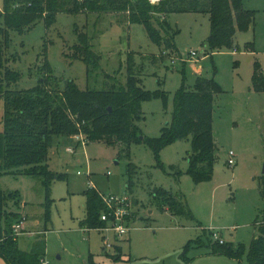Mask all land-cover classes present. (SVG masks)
<instances>
[{"label": "rangeland", "instance_id": "obj_1", "mask_svg": "<svg viewBox=\"0 0 264 264\" xmlns=\"http://www.w3.org/2000/svg\"><path fill=\"white\" fill-rule=\"evenodd\" d=\"M244 7L255 12L254 24L248 31L237 32L234 49L213 53L206 44L211 33L208 14L165 16L172 32H177V51L158 64L152 57L160 61L162 53L145 27L130 24L126 17L114 13L58 14L51 28L40 21L28 32L12 33L5 57L11 62L9 68L21 74V80L11 86L16 91L31 89L43 75L49 76L44 73L46 59L58 80L57 90L70 80L82 90H103L106 75L125 84L131 62L147 91L164 92L167 97L143 103L145 120L140 127L150 139L160 138L163 128L172 123L175 96L183 86L193 90L198 78H214L222 91L213 109L217 158L210 181L195 183L188 174L192 139L166 146L157 159L144 143L128 149L123 144H86L77 136L60 138L50 149V170L66 178L54 181L48 190L28 175L1 176L0 190L15 197L8 198V211L18 212L24 219L26 234L18 238L22 251L38 247L37 252L48 264H88L91 259L97 264H183L185 247L203 237L205 230L214 233L203 238L206 243H217L216 234L220 242L241 245L248 251L255 236V221L264 208L260 196L264 92H255L252 82L255 64L264 70V0H245ZM3 9L4 0H0V11ZM82 34L88 36L92 50L100 56L97 70L88 72L84 62L70 59L74 53L71 48ZM191 53L197 56L192 59ZM53 80L49 83L52 88L57 86ZM3 119L4 101L0 99V130ZM231 152L236 161L233 167L228 164ZM90 188L107 196L130 197L135 215L125 224L127 235L83 229L84 194ZM157 190L182 195L194 219L174 216L156 198ZM48 202L49 219L45 214ZM207 254V247H193L187 257L190 264H249L247 253L240 262ZM112 255L122 260L115 261ZM0 263L8 264L2 258Z\"/></svg>", "mask_w": 264, "mask_h": 264}, {"label": "trees", "instance_id": "obj_2", "mask_svg": "<svg viewBox=\"0 0 264 264\" xmlns=\"http://www.w3.org/2000/svg\"><path fill=\"white\" fill-rule=\"evenodd\" d=\"M244 2L245 0H161L152 4L150 0H4V9L0 11V99L4 101L3 127L0 130V177L6 174L28 175L41 181L48 190L54 181L66 178L50 170V149L60 138L82 136L86 144H123L128 149L132 144L144 143L151 148L157 159L166 146L192 139L188 174L195 183L210 181L217 158L213 109L216 96L222 92L214 78H198L193 90L183 86L175 96L172 123L163 128L160 138L150 139L143 135L140 127V123L145 120L143 103L154 98L167 100V97L164 92L147 91L141 76L131 68V62L125 84L115 76L106 75L107 82L103 90H82L74 80L67 81L61 87L62 90H57L58 80L51 73L46 59L44 73L49 76L43 75L31 89L16 91L11 86L21 80V74L9 68L11 62L5 57V52L11 47L12 33L28 32L40 21L51 28L56 23L58 14L82 13H114L126 17L130 24L144 26L149 38L162 53L160 61L158 57H152L154 64L163 62L164 58L177 51V32H172L164 20L165 16L172 13L208 14L211 21V33L206 42L208 50L213 53L234 49L237 32L248 31L255 20V12L245 9ZM78 38V44L71 48L74 53L70 59L84 62L88 72L97 70L100 56L92 50L91 40L86 34L79 35ZM249 48H253V45L250 44ZM16 61L13 59L12 62ZM52 78L57 85L54 88L49 85ZM252 82L255 92H264V70L258 63L255 64ZM132 170L130 166L131 173ZM130 186L131 181L128 187ZM84 195L87 204L86 216L82 221L83 229L106 228L107 223L101 217L108 211L100 193L90 188ZM260 196L264 202V178L260 185ZM8 198L15 197L0 190V258L8 264H41L44 255L37 252L38 247L32 251H22L19 248L13 226L23 219L18 212L8 211ZM156 198L168 206L174 216L194 219L182 195L157 190ZM50 207L51 202H48L45 213L48 219ZM134 215L132 214L129 222ZM255 229L248 251L244 246L221 243L219 239L214 245L206 243L203 238H210L214 233L205 230L203 237L191 241L185 247L183 264L191 263L187 254L193 247H207V255L223 256L236 262H240L247 253L249 264H264V208L255 221ZM112 259L122 260L117 255H112ZM88 264L97 263L91 259Z\"/></svg>", "mask_w": 264, "mask_h": 264}, {"label": "built area", "instance_id": "obj_3", "mask_svg": "<svg viewBox=\"0 0 264 264\" xmlns=\"http://www.w3.org/2000/svg\"><path fill=\"white\" fill-rule=\"evenodd\" d=\"M197 55L196 53H191L190 57L193 59ZM175 60H173L174 62ZM78 139L82 140L84 142V138L82 136H77ZM85 143V142H84ZM71 152V150L69 149ZM234 154L231 152L229 155L228 164L230 167H233L236 165V161L234 159ZM100 196L102 197V200L107 208V213H104L101 217V220L103 222L107 223L106 228H102L98 231L104 232V231H114L118 237H124L129 233V229L125 227V224L129 223L130 217L133 212V205L130 197L124 196V197H117L112 195H103L100 193ZM24 229V219L13 226V234L14 237L17 239L23 234ZM215 238L218 240V236L215 235ZM108 243V241H107ZM221 243H223L221 241ZM41 264H48L47 261L42 260Z\"/></svg>", "mask_w": 264, "mask_h": 264}, {"label": "bare ground", "instance_id": "obj_4", "mask_svg": "<svg viewBox=\"0 0 264 264\" xmlns=\"http://www.w3.org/2000/svg\"><path fill=\"white\" fill-rule=\"evenodd\" d=\"M151 1V0H150ZM160 0H153L152 3H158Z\"/></svg>", "mask_w": 264, "mask_h": 264}, {"label": "crops", "instance_id": "obj_5", "mask_svg": "<svg viewBox=\"0 0 264 264\" xmlns=\"http://www.w3.org/2000/svg\"><path fill=\"white\" fill-rule=\"evenodd\" d=\"M24 234H26V232H24ZM24 234H22L20 237H22ZM27 234H28V233H27ZM20 237H19V238H20ZM18 243H19V242H18ZM0 264H3V263H0Z\"/></svg>", "mask_w": 264, "mask_h": 264}, {"label": "water", "instance_id": "obj_6", "mask_svg": "<svg viewBox=\"0 0 264 264\" xmlns=\"http://www.w3.org/2000/svg\"><path fill=\"white\" fill-rule=\"evenodd\" d=\"M160 1H161V0H160ZM160 1H159V2H160ZM109 111L111 112V111H112V109L110 108V109H109Z\"/></svg>", "mask_w": 264, "mask_h": 264}]
</instances>
